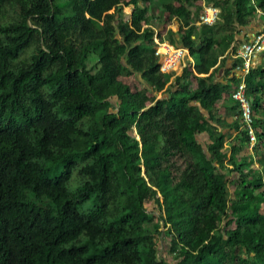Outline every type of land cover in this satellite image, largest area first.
Here are the masks:
<instances>
[{
    "label": "trees",
    "instance_id": "16d2710c",
    "mask_svg": "<svg viewBox=\"0 0 264 264\" xmlns=\"http://www.w3.org/2000/svg\"><path fill=\"white\" fill-rule=\"evenodd\" d=\"M200 2L219 8L213 25ZM263 12L264 0H0V264H169L162 234L174 264H264V132L226 140L219 104L239 58L214 77ZM152 18L179 27L161 38ZM155 32L188 49L180 74L160 71ZM137 74L140 88L120 79ZM245 80L254 113L264 62Z\"/></svg>",
    "mask_w": 264,
    "mask_h": 264
},
{
    "label": "built area",
    "instance_id": "2783aa9c",
    "mask_svg": "<svg viewBox=\"0 0 264 264\" xmlns=\"http://www.w3.org/2000/svg\"><path fill=\"white\" fill-rule=\"evenodd\" d=\"M219 16V8L208 4L203 6V11L199 15V21L205 25H213ZM155 44V57L160 63L161 72H170L188 55V49L174 46L166 40L160 39L157 32L153 35ZM264 50V28L257 32L250 40L240 43L234 54L239 58V63L235 66V71L239 74L238 82L231 91V99L237 103L236 116L240 120L241 129L246 132L250 146L256 143V129L254 127V115L251 98L248 95L246 76L253 67L255 55ZM192 61V60H191ZM235 116V117H236Z\"/></svg>",
    "mask_w": 264,
    "mask_h": 264
},
{
    "label": "crops",
    "instance_id": "0c3cea01",
    "mask_svg": "<svg viewBox=\"0 0 264 264\" xmlns=\"http://www.w3.org/2000/svg\"><path fill=\"white\" fill-rule=\"evenodd\" d=\"M201 5L205 6L203 2H200ZM203 11V10H202ZM258 19V18H257ZM178 21L176 20V22L173 24H177V28H173L172 25H168L170 26L173 30H177L179 27V23H177ZM191 22V21H190ZM196 25L199 24V22H195ZM167 27V26H166ZM264 27V17H262L261 19H254L251 23H249L248 25L244 26V27H240L238 28V34H236V39L238 41H246V40H250L251 38H253V36L259 32L262 28ZM166 29L161 30V35L160 37L163 38L164 34H165ZM225 56L224 61H221L219 64V69L218 71L214 74L215 80L217 81H222V80H226V76H225V70L231 66V64L233 63L235 57L233 54V50L232 47H230L224 54L223 56H220V58H223ZM188 58H190V56L188 55ZM186 59V58H185ZM264 56H263V52H259L255 55L254 58V62H253V68H258L261 65H263L264 62ZM187 60V59H186ZM193 60V59H192ZM185 64H183L184 66ZM179 68V67H177ZM182 68L176 69L174 70L175 74H180L182 71ZM254 81H256V83L259 85L261 83V77L260 76H253ZM257 78V79H256ZM264 84V83H263ZM233 87H230L229 92L232 90ZM229 92L226 94L228 95ZM234 105H236V103L234 101H232L229 96H226L219 104V111H218V116L221 118L223 124L221 125V127H223L224 129V133H226V140L230 141L232 138H234V136L238 133L237 129L234 128H230L231 126L234 125V120L235 119V112L237 110V105L234 108ZM260 111V119L263 121L264 120V102H261V106L259 107V109L254 110V118L257 119V112ZM238 123V122H237Z\"/></svg>",
    "mask_w": 264,
    "mask_h": 264
},
{
    "label": "rangeland",
    "instance_id": "374dc122",
    "mask_svg": "<svg viewBox=\"0 0 264 264\" xmlns=\"http://www.w3.org/2000/svg\"><path fill=\"white\" fill-rule=\"evenodd\" d=\"M151 11L150 12H152L154 15H158L159 13H162L164 16H166L167 15V13L166 12H161L160 10V7H151V9H150ZM123 11H124V13L126 14V15H129L130 13H131V7L129 6V7H124L123 8ZM201 14V13H200ZM152 17V16H151ZM170 20V19H169ZM168 21V20H167ZM191 21H192V19H191ZM176 22V19L174 20H170V22H169V24H160V21H158L156 18H152V24H151V26L155 29V31H158V32H161V27H164V30L166 29V28H168V25H172V27L173 28H177L176 26H177V24H175V25H173L174 23ZM178 23V22H177ZM144 26H146V25H144ZM167 26V27H166ZM169 26V28H171ZM163 29V28H162ZM172 29V28H171ZM159 37V36H158ZM160 38V37H159ZM187 60H186V59ZM190 59L188 58V55L186 54L185 56H184V58H183V60L179 63V65H177L173 70H176V69H179V68H181V67H183V64H186V62H188ZM157 61H161V60H158L157 59ZM177 67H179V68H177ZM120 79L123 81V82H126V83H128V84H130L131 86H137V87H141V83L143 82L141 79H140V76H139V74H137V75H131V76H127V77H120ZM264 83V82H263ZM143 84V86L145 85V83H142ZM146 95L151 99V96H152V92H147L146 93ZM160 95H161V93H158L156 96L157 97H160ZM260 111H258L257 112V114H256V116H257V119H255V126H256V129H257V131L260 133L261 131L262 132H264V120L262 121L259 117H260V113H259ZM258 141V140H257ZM257 152V154L258 155H260V151H256ZM254 154V153H253ZM256 157L257 156H254L253 155V157H251V159H253V161H256L257 159H256ZM227 159V154H226V156H225V160ZM249 167V166H248ZM254 168H258V167H255L254 166ZM255 170V169H254ZM247 173H249V171H247ZM257 172H255V173H251L252 175H254V174H256ZM236 175H237V173H235L234 174V177H236ZM263 177H264V175H263ZM230 191H231V189H230ZM151 205H150V202H145L144 203V208H146L147 209V211L148 212H152L151 211V207H150ZM154 213H156V212H154ZM161 230H162V232L165 230V228L164 227H161ZM167 242H168V237H165V235L164 234H162L161 235V238H160V242H159V251H158V255L159 256H163L167 261H168V263L170 264V263H172V264H174L175 263V261L173 260V257L170 255V253H168V252H166L167 251V248H168V244H167Z\"/></svg>",
    "mask_w": 264,
    "mask_h": 264
},
{
    "label": "clouds",
    "instance_id": "9594fccd",
    "mask_svg": "<svg viewBox=\"0 0 264 264\" xmlns=\"http://www.w3.org/2000/svg\"><path fill=\"white\" fill-rule=\"evenodd\" d=\"M202 10H203V8H202ZM264 13V12H263ZM264 28V27H263ZM262 28V29H263ZM239 45V44H238ZM237 45V46H238ZM189 55V54H188ZM157 58V57H156ZM191 58V57H190ZM158 59V58H157ZM192 60V59H191ZM192 62H193V60H192ZM233 89V88H232ZM249 95V94H248ZM230 97H231V93H230ZM250 97V96H249ZM232 100V99H231ZM233 101V100H232ZM236 103V102H235ZM236 105H237V103H236ZM237 108H238V105H237ZM236 114H237V110H236V112H235V116H236ZM253 115H254V113H253ZM235 119L237 120V122H238V125H239V127H238V131L241 129V126H240V120H239V118L236 116L235 117ZM254 127H255V129H256V126H255V118H254ZM242 130V129H241ZM256 132H257V129H256Z\"/></svg>",
    "mask_w": 264,
    "mask_h": 264
}]
</instances>
